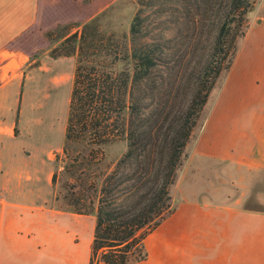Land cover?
I'll list each match as a JSON object with an SVG mask.
<instances>
[{
	"label": "crops",
	"instance_id": "crops-1",
	"mask_svg": "<svg viewBox=\"0 0 264 264\" xmlns=\"http://www.w3.org/2000/svg\"><path fill=\"white\" fill-rule=\"evenodd\" d=\"M71 2L0 0V264H89L94 216L49 206L43 190L52 181L45 176L52 150L63 148L77 66V45L68 55L49 56L46 34L64 24L53 15ZM44 74L49 78L37 96L32 91ZM215 91L194 154L234 171L241 182L245 174L248 181L261 178L263 4ZM248 198L174 201L175 211L145 241L147 259L137 264H264V210L241 207Z\"/></svg>",
	"mask_w": 264,
	"mask_h": 264
},
{
	"label": "trees",
	"instance_id": "trees-1",
	"mask_svg": "<svg viewBox=\"0 0 264 264\" xmlns=\"http://www.w3.org/2000/svg\"><path fill=\"white\" fill-rule=\"evenodd\" d=\"M135 1L137 9L120 38L100 36L92 20L65 40L77 45V66L63 171L80 185L66 208L95 218L89 264L147 259L145 241L176 209L172 189L186 147L232 65L257 2L224 0V9L213 14L209 46L194 45L193 59L183 65V56L170 58L159 37L150 35L146 0ZM201 2L194 0L196 9ZM117 143L123 152L104 167L105 147ZM56 179L54 174L53 184Z\"/></svg>",
	"mask_w": 264,
	"mask_h": 264
},
{
	"label": "rangeland",
	"instance_id": "rangeland-1",
	"mask_svg": "<svg viewBox=\"0 0 264 264\" xmlns=\"http://www.w3.org/2000/svg\"><path fill=\"white\" fill-rule=\"evenodd\" d=\"M201 1L203 2V0ZM145 2L147 7L144 17L147 23H152L147 28L151 33L150 35H154V38L155 36L159 37L160 42L169 49L170 58L179 60L183 56L184 58L180 60L183 65H185V61L193 59L194 45L200 48L209 46L211 41L209 28L214 18L213 14L219 10L222 11L225 7L224 0H204L203 3L201 2V9H196L194 0H186L182 7H180V0H146ZM260 4L264 5V0H257L252 11L247 15V28L254 21L256 9ZM136 9L135 0H72L68 11L54 13L53 15L54 19L61 17L67 20H63L65 22L62 26L47 31V34H52L50 38H47L53 44L48 55L51 54L54 57L70 54L76 43L73 41L68 43L65 40L59 42L60 38L66 34H79L84 23L86 24L92 20L94 21L93 26L97 27L100 36H104L106 39L109 35L115 39L120 38L127 31ZM155 27L158 28L156 32ZM97 38L99 39L98 36ZM44 51L45 48L38 51L36 63L39 64V57ZM182 70H184L183 66L179 70L180 73ZM59 77L55 74L51 81L55 82ZM48 78L46 75L37 78L36 89L32 92L37 96L43 92L40 89L41 84ZM215 94L216 91L214 90L201 114L199 127L192 134L193 136L186 147L185 158L178 170L172 189L174 201L177 202L194 195L212 198L213 201H216L218 197H235L244 194L249 195V198L244 200L241 207L264 210V200L259 198V196L264 195V175L261 178L256 177L248 181L245 180L247 178L245 174L244 180L241 182L234 177L236 174L234 171L225 170V166L217 165V163L210 162L194 154L196 138L201 132L210 105L214 102ZM173 95L178 102L177 92H174ZM122 152L123 146L120 143L105 147L103 166H110ZM76 154H73L72 157ZM66 162L68 160L62 150L53 148L51 165L47 167L45 176L50 180L56 174L57 179L55 184L51 181L50 185H47L43 190L46 204L68 211L66 207L70 200V193L79 192L80 185L75 178L71 177V173H64L63 166ZM46 177L42 175V179ZM73 185L75 188L71 190ZM51 197L54 198V202L51 200L50 203L48 200ZM255 197H258V200Z\"/></svg>",
	"mask_w": 264,
	"mask_h": 264
}]
</instances>
